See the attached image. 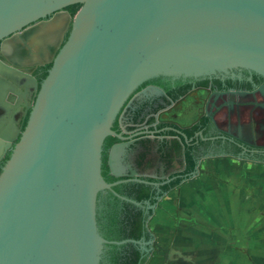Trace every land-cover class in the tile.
I'll return each mask as SVG.
<instances>
[{
	"label": "water",
	"instance_id": "obj_1",
	"mask_svg": "<svg viewBox=\"0 0 264 264\" xmlns=\"http://www.w3.org/2000/svg\"><path fill=\"white\" fill-rule=\"evenodd\" d=\"M0 42V264H165L204 123L264 144V0H0Z\"/></svg>",
	"mask_w": 264,
	"mask_h": 264
},
{
	"label": "crops",
	"instance_id": "obj_2",
	"mask_svg": "<svg viewBox=\"0 0 264 264\" xmlns=\"http://www.w3.org/2000/svg\"><path fill=\"white\" fill-rule=\"evenodd\" d=\"M244 162L220 161L217 175H209L208 181L201 175L182 184V236L176 240L180 257L168 258L167 264H232L264 258V175H251L249 165L257 163Z\"/></svg>",
	"mask_w": 264,
	"mask_h": 264
},
{
	"label": "flooded vegetation",
	"instance_id": "obj_3",
	"mask_svg": "<svg viewBox=\"0 0 264 264\" xmlns=\"http://www.w3.org/2000/svg\"><path fill=\"white\" fill-rule=\"evenodd\" d=\"M68 11V9H66ZM47 16L44 19H48ZM69 29L64 34L62 43L65 41ZM1 44V42H0ZM36 51V49H34ZM51 66V63L43 64V65H33V66H22V67H14L19 71H24L25 69L31 70V75L36 79L38 85L40 84L41 80L47 74V70ZM44 74V75H42ZM15 87L22 92L23 89L19 87L18 84L14 83ZM33 98V96H32ZM31 98V99H32ZM24 101L23 98L16 96L15 104L12 111V118L15 130H23L29 110L27 114L24 116V108L21 107L22 102ZM20 107V108H19ZM245 106L236 107L234 104H230L227 107L221 109L220 111L213 114L210 123H204L203 132L200 134L199 140H193V147L197 149V151H190L191 155V165L192 170L195 176V179L200 178L202 175V163L207 160L219 159V160H240L245 162H256L264 164V144L259 145H251L250 143L246 142L243 138H246L244 133L239 134L233 128V121L231 119V115L234 111H238L239 114L242 111L240 108L244 110ZM256 112L260 109H254ZM255 113V111H253ZM241 116V115H240ZM244 123V122H243ZM240 127L242 125L238 123ZM245 124V123H244ZM242 136L243 138H239ZM19 134L12 142L11 146L5 148V144L7 143V139L3 136H0V146L3 154L0 158V170L1 167L4 165L6 160L9 158L11 148L18 140ZM204 172L208 173L209 171L205 170ZM194 181V180H191ZM191 181H184L191 182ZM182 183V184H183ZM181 185V184H180Z\"/></svg>",
	"mask_w": 264,
	"mask_h": 264
},
{
	"label": "rangeland",
	"instance_id": "obj_4",
	"mask_svg": "<svg viewBox=\"0 0 264 264\" xmlns=\"http://www.w3.org/2000/svg\"><path fill=\"white\" fill-rule=\"evenodd\" d=\"M220 161H223V160H219V159H213V160H207V161H204L202 163V177H205L206 180L208 181V177L209 175H212V176H216L217 175V172H216V168H217V165H220ZM226 162V161H225ZM228 163V161H227ZM245 163V162H244ZM242 165V164H241ZM245 165V164H243ZM255 169V172L254 170ZM205 170L209 171L208 173L204 172ZM249 170H250V174L251 175H264V164L262 163H257V164H252V165H249ZM182 184L179 185V188H178V193H177V199H176V205H175V211H174V217H173V222H172V228H171V234H170V240H169V246H168V251H175L174 253H168L167 254V257H166V263L167 264V259L168 258H174L175 261H178L177 259L180 257L179 255V252L180 250L176 247L177 245V241L179 239V237L182 236V232L179 230V225L180 223H182V221H180L181 217H180V208H179V197H181L183 195V188H181ZM187 189V188H186ZM190 189V188H189ZM191 191H194L193 188H191ZM255 207V210L257 211L258 208L257 206H254ZM189 208L188 211H191L193 210L192 206L190 207H187ZM259 212V211H257ZM193 218H191V221H192ZM174 239L175 243L172 242V240ZM192 251L191 252H194L193 249H191ZM251 250V249H250ZM182 255V253H181ZM264 259V258H263ZM261 260V261H258L257 259L255 260V258H250L249 261H245L243 263H241V261L237 260L235 261V263H232V264H264V260Z\"/></svg>",
	"mask_w": 264,
	"mask_h": 264
},
{
	"label": "trees",
	"instance_id": "obj_5",
	"mask_svg": "<svg viewBox=\"0 0 264 264\" xmlns=\"http://www.w3.org/2000/svg\"><path fill=\"white\" fill-rule=\"evenodd\" d=\"M78 7H79V4L72 5L71 7L68 8V11L70 12L71 15H73L76 12V10L78 9ZM42 75H44V74H42Z\"/></svg>",
	"mask_w": 264,
	"mask_h": 264
}]
</instances>
